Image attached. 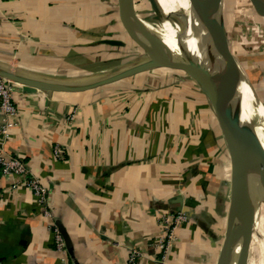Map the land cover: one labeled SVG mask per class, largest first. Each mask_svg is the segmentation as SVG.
<instances>
[{"label": "crops", "instance_id": "obj_1", "mask_svg": "<svg viewBox=\"0 0 264 264\" xmlns=\"http://www.w3.org/2000/svg\"><path fill=\"white\" fill-rule=\"evenodd\" d=\"M134 43L118 0H0L2 67L68 79L122 61ZM162 81L144 71L81 93L16 85L15 126L0 149L24 160L48 197L40 205L18 176L0 181V264H131L132 249L142 254L135 264H218L231 203L227 145L196 83ZM179 210L188 219L160 261L159 217ZM57 222L71 252L56 248Z\"/></svg>", "mask_w": 264, "mask_h": 264}, {"label": "water", "instance_id": "obj_2", "mask_svg": "<svg viewBox=\"0 0 264 264\" xmlns=\"http://www.w3.org/2000/svg\"><path fill=\"white\" fill-rule=\"evenodd\" d=\"M149 2L154 10L152 1L149 0ZM249 3L259 16L264 17V0H249ZM191 4L202 16L203 29L198 46L202 51V55L199 56L194 51H190L188 45L179 43L180 56L178 59L184 65L174 63L158 68L186 71L188 76L195 81L206 95L220 124L230 155L232 178L227 231L218 264H229L231 248L240 242H244L247 238L255 207L250 198L248 171L253 170L264 178V145L255 136L253 126L250 123L243 122L241 103L236 92V81L227 72L226 59L228 52L233 55L239 65L240 63L232 53L226 36L222 15L224 0H191ZM135 5L134 0H118L120 17L127 32L145 51L144 59L140 62L110 74L106 78L87 83H73L69 86L61 85L60 82L53 80L21 75L17 72L8 71L5 69L6 67L2 66H0V77L18 83L24 86L26 90H41L49 93H81L148 71L150 70L148 68L150 60L158 55L175 58L176 56L165 44L162 37L143 24L142 18L136 12ZM173 17H176V15H167L164 12L154 10L152 19L161 23L163 20H170ZM180 18H185V15L181 13ZM107 42L122 44L117 41ZM240 68L242 70L241 65ZM235 187L237 189V202L234 200ZM236 214H239L241 219L240 228L238 231L231 232L233 217ZM56 224L64 237L67 250L71 252L72 242L68 233L59 222ZM245 254L248 256V247H245ZM246 262L247 259H244V264H247Z\"/></svg>", "mask_w": 264, "mask_h": 264}, {"label": "bare ground", "instance_id": "obj_3", "mask_svg": "<svg viewBox=\"0 0 264 264\" xmlns=\"http://www.w3.org/2000/svg\"><path fill=\"white\" fill-rule=\"evenodd\" d=\"M154 10L156 12H164L165 14H173L176 17L168 20L165 19L157 27L162 29L160 35L165 44L172 50L175 58H168L165 55H158L151 59L148 68L150 70L158 69V67L170 64L184 65L179 60L180 50L179 43L188 45L199 56L202 55L199 44L202 36L203 22L200 12L193 8L191 0H151ZM163 11H162V10ZM165 9V11H164ZM161 10V11H160ZM183 13L185 18H180ZM139 17H146V11L138 12ZM150 23L156 22L146 18ZM179 19L181 23H175ZM141 52V51H140ZM109 64L91 67L87 73L82 74L76 83H87L103 79L109 76V71L100 72L103 68L108 67ZM226 67L228 74L236 81V92L238 100L241 103L242 120L245 123H250L254 128V134L257 139L264 145V105L260 98L252 90L249 81L246 79L240 65L236 59L232 58V54L228 52L226 59ZM101 68V69H98ZM11 72H17L21 75L38 77L42 79L60 81L54 76H42L31 71L18 68H5ZM61 85L69 86L75 82H60ZM259 98V99H258ZM249 191L251 201L254 203V212L251 218L250 226L248 229L247 238L244 242L234 245L230 250V263L229 264H244V259H247L245 254V247L250 249V258L247 264H264V178L259 176L253 170L248 171ZM235 193L237 189L235 187ZM237 202V200H236ZM238 215V216H237ZM233 217L231 232L238 231L241 224L239 214ZM255 249L258 251V258L255 254ZM241 260V263H240Z\"/></svg>", "mask_w": 264, "mask_h": 264}, {"label": "rangeland", "instance_id": "obj_4", "mask_svg": "<svg viewBox=\"0 0 264 264\" xmlns=\"http://www.w3.org/2000/svg\"><path fill=\"white\" fill-rule=\"evenodd\" d=\"M136 8H146V17L153 21L154 10L149 0H135ZM139 9V10H140ZM162 10V9H161ZM160 10V11H161ZM163 11V10H162ZM165 11V9H164ZM142 12V11H138ZM137 12V13H138ZM223 19L225 22V31L228 38L229 46L232 53L238 59L246 79L249 81L250 86L254 93L259 97L263 96L264 92V17L259 16L253 9L248 0H226L223 4ZM146 19H144L145 22ZM143 22V23H144ZM156 22V21H154ZM157 27H161L158 25ZM175 23H181L179 19L175 20ZM151 29H156V26ZM133 50H125L122 61H106L94 63L91 67L109 64L108 67L103 68L100 72L109 71L110 74H114L128 66L134 65L144 59L145 51L137 44H132ZM141 51V52H140ZM232 58L233 55H232ZM111 59V58H110ZM235 59V58H234ZM1 65V64H0ZM10 68V67H6ZM101 69V68H98ZM151 74L158 75L162 78L163 85L172 86L179 85L186 86L187 83H193L188 73L184 70H175L171 68H158L148 70ZM88 70L82 74L87 73ZM81 75L73 78H60L56 82L68 81L75 82ZM185 82H183V80ZM55 81V80H54ZM259 93V94H258ZM199 102L196 98L195 103ZM263 103V102H262ZM264 105V103H263ZM230 162V158H229ZM230 168V167H229ZM234 188V200H237V194ZM237 215V214H236ZM238 216V215H237ZM256 257L258 258V251L255 249ZM250 258V249H248L247 263Z\"/></svg>", "mask_w": 264, "mask_h": 264}, {"label": "built area", "instance_id": "obj_5", "mask_svg": "<svg viewBox=\"0 0 264 264\" xmlns=\"http://www.w3.org/2000/svg\"><path fill=\"white\" fill-rule=\"evenodd\" d=\"M18 83L12 82L6 78L0 77V108L4 115V124L0 128V139L6 140L10 137L11 131L15 126L14 118L17 115V107L13 102L15 87ZM73 116L70 117V119ZM56 158H62V149L59 146L54 147ZM18 176L23 184L34 194L36 201L40 205L47 202L48 192L42 186L38 177L32 175L24 160L19 157H7L0 149V181L3 178ZM187 215L183 210L165 211L159 217V222L163 227L164 234L156 241V247L160 252L159 260H163L170 247L176 242L177 228L187 220ZM54 232L55 245L60 251H66V243L57 224L52 226ZM141 252L138 249H132L130 254V263L135 264L141 258Z\"/></svg>", "mask_w": 264, "mask_h": 264}, {"label": "trees", "instance_id": "obj_6", "mask_svg": "<svg viewBox=\"0 0 264 264\" xmlns=\"http://www.w3.org/2000/svg\"><path fill=\"white\" fill-rule=\"evenodd\" d=\"M134 1H135V0H134ZM135 4H136V1H135ZM136 9H137V12H138V11H145L144 8H142V9H140V8H136ZM139 9H140V10H139ZM140 18L145 19V17H142V16H140ZM160 26L162 27V25H160ZM162 29H163V27H162ZM163 30H164V29H163ZM230 49H231V48H230ZM191 80H192V79H191ZM192 82L195 83V81H193V80H192ZM228 153H229V152H228ZM229 158H230V155H229ZM229 167H230V168H229V172H230V173H229V181H230V188H231V178H232L231 162H229Z\"/></svg>", "mask_w": 264, "mask_h": 264}]
</instances>
